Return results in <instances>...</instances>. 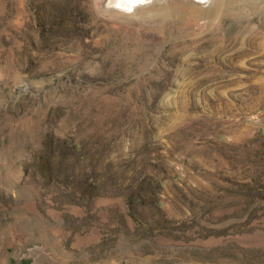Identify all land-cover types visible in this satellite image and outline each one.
Masks as SVG:
<instances>
[{
  "label": "rangeland",
  "instance_id": "1",
  "mask_svg": "<svg viewBox=\"0 0 264 264\" xmlns=\"http://www.w3.org/2000/svg\"><path fill=\"white\" fill-rule=\"evenodd\" d=\"M263 6L0 0V264H264Z\"/></svg>",
  "mask_w": 264,
  "mask_h": 264
},
{
  "label": "water",
  "instance_id": "2",
  "mask_svg": "<svg viewBox=\"0 0 264 264\" xmlns=\"http://www.w3.org/2000/svg\"><path fill=\"white\" fill-rule=\"evenodd\" d=\"M153 1H156V0H135V2H133V0H130L129 1L130 7L129 8L128 7L127 8L123 7V9L126 10V11H130V10L135 9L136 7L149 4V3L153 2ZM120 7H122V6L120 5Z\"/></svg>",
  "mask_w": 264,
  "mask_h": 264
},
{
  "label": "bare ground",
  "instance_id": "3",
  "mask_svg": "<svg viewBox=\"0 0 264 264\" xmlns=\"http://www.w3.org/2000/svg\"><path fill=\"white\" fill-rule=\"evenodd\" d=\"M129 1L130 0H111V2L116 3L117 5H121L122 6L121 8H123V7L129 8L130 7ZM256 1L260 4L264 3V0H256ZM204 4H206V3H204Z\"/></svg>",
  "mask_w": 264,
  "mask_h": 264
},
{
  "label": "snow or ice",
  "instance_id": "4",
  "mask_svg": "<svg viewBox=\"0 0 264 264\" xmlns=\"http://www.w3.org/2000/svg\"><path fill=\"white\" fill-rule=\"evenodd\" d=\"M133 2H135V0H133Z\"/></svg>",
  "mask_w": 264,
  "mask_h": 264
}]
</instances>
